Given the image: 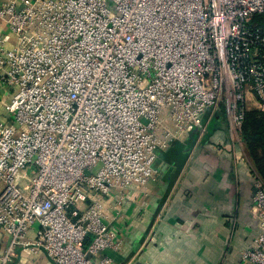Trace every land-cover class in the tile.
Wrapping results in <instances>:
<instances>
[{"label":"built area","instance_id":"1","mask_svg":"<svg viewBox=\"0 0 264 264\" xmlns=\"http://www.w3.org/2000/svg\"><path fill=\"white\" fill-rule=\"evenodd\" d=\"M1 25L0 264L29 245L53 264H115L109 210L155 179L158 150L217 110L242 149L249 105L264 116V0H1ZM250 169L241 260L264 264Z\"/></svg>","mask_w":264,"mask_h":264},{"label":"crops","instance_id":"2","mask_svg":"<svg viewBox=\"0 0 264 264\" xmlns=\"http://www.w3.org/2000/svg\"><path fill=\"white\" fill-rule=\"evenodd\" d=\"M7 99L0 92V121L9 119L2 105ZM242 145L231 143L225 115L217 110L205 113L201 130L190 129L158 150L155 179L130 191L117 216L109 210L122 246L105 254L115 264H245L241 255L253 244L256 217L253 160ZM8 240L0 232V254ZM11 264L53 262L29 245L15 250Z\"/></svg>","mask_w":264,"mask_h":264},{"label":"trees","instance_id":"3","mask_svg":"<svg viewBox=\"0 0 264 264\" xmlns=\"http://www.w3.org/2000/svg\"><path fill=\"white\" fill-rule=\"evenodd\" d=\"M242 136L245 149L253 160V169L264 179V116L246 114ZM255 147L261 149L260 155H255Z\"/></svg>","mask_w":264,"mask_h":264},{"label":"rangeland","instance_id":"4","mask_svg":"<svg viewBox=\"0 0 264 264\" xmlns=\"http://www.w3.org/2000/svg\"><path fill=\"white\" fill-rule=\"evenodd\" d=\"M256 114L257 116H261L260 114H258V112H257V110L255 109V107H253V105H249V110H248V112H247V114H251V115H253V114ZM252 144H254V145H256V142H254V141H252ZM256 148V150H255V155H260V153H261V149H259L258 147H255Z\"/></svg>","mask_w":264,"mask_h":264}]
</instances>
